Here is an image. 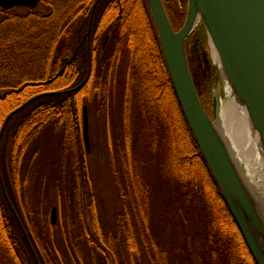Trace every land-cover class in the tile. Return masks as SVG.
<instances>
[{"label":"trees","instance_id":"16d2710c","mask_svg":"<svg viewBox=\"0 0 264 264\" xmlns=\"http://www.w3.org/2000/svg\"><path fill=\"white\" fill-rule=\"evenodd\" d=\"M105 2L101 10L110 7L113 11L104 28L113 26L116 29L113 34L116 33L117 43L111 52L123 56L130 54L133 60V66L128 67L130 73L114 70L110 59H117L119 55L109 54L110 49L105 48L103 55H94L97 49L99 51L97 36L100 32L109 33L108 29L98 30L102 27L98 25L101 19L100 14L96 17L95 13L102 0H47L48 13L30 8L22 14L2 11L0 17V109L3 106L8 109L3 113L0 110V114L2 119L12 113L3 133L15 118L19 119L13 132L10 160L17 190H20V169L28 145L43 128L54 130L60 136L63 206L68 213L64 230L67 255L53 246L55 259L59 256V264H141L143 254L150 264H171L170 249L161 232H155L151 218L153 200L140 171L153 164L154 168H159L163 179H169L168 200L184 225L183 240L172 238L173 245L180 246L179 253H173L175 256L190 264H194L191 261L195 254L201 264H257L186 122L159 44H156L158 55H154L151 40L158 41L146 0ZM146 26L151 30L148 34ZM205 40L206 32L200 30L197 34L191 33L186 44L190 42L203 49ZM140 46L144 48L143 56H149L155 66L160 62L161 71L153 79V86L163 90L175 107L178 131L180 137L185 138L180 148L174 141L177 133L172 121L167 122L160 112L153 113L147 96L149 86L140 78L143 74L149 75L150 69L138 62L141 58L137 56L142 55H134ZM190 73L197 90L191 70ZM118 79L123 84L126 81L131 94L127 108L129 116L120 138L122 145L113 153V161L120 169L118 166L113 169L120 195L128 200L126 205L130 207L126 206L127 213L122 220H116L113 228H106L90 203L91 213L96 214L92 228L83 213L87 193L82 189L86 180L82 171L87 152L81 143L82 108L91 102L111 113L114 85ZM1 92L5 95L1 96ZM199 164L202 173L194 169V165ZM175 165L187 173H179ZM1 175L4 188L8 189L2 168ZM7 193L10 195L8 190ZM14 212L0 183V260L7 264H32L34 261L30 252H22L11 229L15 224L23 244L36 252L37 263L46 264L44 235L52 234L54 225L41 212L35 219L30 213L22 217L26 226L21 221L22 230ZM28 218L31 230L27 229ZM36 241L41 242L43 250H39Z\"/></svg>","mask_w":264,"mask_h":264},{"label":"rangeland","instance_id":"374dc122","mask_svg":"<svg viewBox=\"0 0 264 264\" xmlns=\"http://www.w3.org/2000/svg\"><path fill=\"white\" fill-rule=\"evenodd\" d=\"M169 19L174 26L175 30H179L185 20L187 14V3L188 0H162ZM106 5L105 0H102V3L96 10V17L100 14V22L98 21V25L102 26L98 30H107L111 35V38H108V35L105 33H101L97 36V44L96 46L99 48L94 55H103V50L106 48L110 49L109 54L111 55H119L116 57H112L111 66H114V70L117 68L124 72L130 73V66H133V60L130 57V54H116L113 52V46H115V37L116 33L113 34V30H116L111 27L104 28L108 20L111 19L112 9L108 7L104 11H102V6ZM130 6V4H129ZM125 9V5L123 6ZM30 8L24 6H14L7 10H3L0 7V17H2V11H14L15 13L22 14L27 12ZM32 9V8H31ZM34 10L40 11L42 13H48L50 7L47 3V0H40L38 4L33 8ZM94 9H92L93 12ZM149 11V9H148ZM150 14V11H149ZM127 17V16H126ZM152 25L155 30V35L157 37L158 43L154 39L151 40L152 47L154 51V55L158 52V48L156 44H159L161 49L158 34L150 14ZM99 20V18H97ZM114 23V22H113ZM112 23V25H113ZM104 28V29H103ZM147 34L151 32L148 26L145 27ZM117 30H119L117 28ZM200 30H205V26L202 22L198 23L193 30L192 33H199ZM89 32V31H88ZM112 32V34H111ZM114 35V36H112ZM107 38L106 43L104 44L105 39ZM144 43V42H143ZM142 43V45H144ZM141 48V49H140ZM139 51H136L134 55H142V57H138L140 59L142 66L144 68L150 69L149 75H141L140 78L143 79L144 85H148L147 96L150 102L153 105V113L155 115L160 112L162 116L167 120V122L172 121V126L174 131L177 133L174 139L176 146L182 147L184 137H180V133L178 131L179 125L177 123V113L174 105L172 104L171 98H168L165 95V92L162 90L156 89L153 86V79L160 73L161 66L160 62L157 66L154 65L155 62H151L149 56H143L145 53H142V46H140ZM187 60L190 66V70L192 72L193 78L195 80L197 90L199 93V97L201 103L207 112L208 116L213 119V98L216 92V74L219 75V64L216 63L211 54V43L209 37L206 33V40L204 44V50L196 45L194 46L192 43H187L185 46ZM112 51V52H111ZM162 53V50H161ZM158 55V53H157ZM163 55V54H162ZM99 57V56H98ZM127 65V67H126ZM155 66V67H154ZM129 67V68H128ZM129 69V70H128ZM133 69V68H132ZM154 76V78L152 77ZM220 76V75H219ZM85 80V79H84ZM121 79L115 81L114 85V94L113 101L111 103V113L103 111L99 109L95 103H89L87 109V121H88V137H89V146L88 150L85 145L84 137H83V119H82V128H81V143L83 149H86V166L82 173H85L86 180L83 181L82 189L86 190L87 200L83 204L84 215L86 217L87 222L91 225L94 222V218L96 214L94 212L91 213L89 204L93 203L95 206L99 218L103 225L106 228H113L116 220H122L124 216L126 206L130 207L128 200L126 198H122L120 195V189L118 184L116 183V175L114 173V167L116 165L113 161V153L117 152L118 147L122 145V140L120 141L121 134L123 131V127L125 126V122L128 120L127 108H129V99L131 94V89L128 88V85L125 83H120ZM123 84V85H122ZM131 86V85H130ZM124 89V91H123ZM129 89V91H128ZM219 98L225 100L226 97V86L225 82L220 77L219 81ZM66 90V89H65ZM5 95L4 92H1V96ZM23 103L22 105H24ZM21 105V106H22ZM20 106V107H21ZM83 106V108H84ZM83 108H82V118H83ZM219 109V108H218ZM217 109V114H218ZM1 112H7L6 106L1 107ZM8 114L1 119L0 114V130L3 126L5 118ZM17 117V116H16ZM10 118V117H9ZM9 120V119H8ZM7 120V121H8ZM18 117L14 119L13 122L8 125L6 131H2L0 136V183L3 187V193L7 199V203L9 207L16 211L15 217L17 218L19 224L21 225V229L23 230L25 226V221L22 217H27L28 214H32L33 219H35L39 212L41 215H46L48 221L52 223L51 220V211L52 208L55 207V223L52 234L45 233L44 241L47 243L46 247V264H59V256L58 259H55V252L53 251V246H56L57 249H60L61 254L67 255V249L65 244V235L64 230L67 227V211L65 205L63 206V196H62V186L61 183V173L63 169L61 168V143L60 136L54 130L45 131L44 128L37 135V137L28 145L21 169H20V190H17L15 184L12 180V172H11V153L13 147V132L15 130V125L18 122ZM7 123V122H6ZM5 123V124H6ZM5 128V126H4ZM3 128V130H4ZM51 129V128H50ZM173 130V129H172ZM112 136V141H111ZM119 141V142H118ZM115 159V158H114ZM159 159V157H158ZM245 163H241V167L244 169ZM119 167V166H118ZM240 167V166H239ZM240 167V169H241ZM1 168L4 174V182L7 183L8 189L4 188L3 179L1 175ZM175 168L179 173H187V170L181 169L178 165H175ZM196 168V169H195ZM120 169V167H119ZM194 169L199 173L203 171L200 164L198 166L194 165ZM194 170V171H195ZM141 175L143 176V182L150 190V197L153 200L151 206V218L153 219V226L155 228V232H161L162 238L165 243H167V248L170 249V262L171 264H190L189 261H183V258H178L173 254L175 251L179 253L180 246L173 245L172 238L174 237L179 242H181L184 238V225L183 221L179 217L176 208L174 205H171L168 200L167 195V185H169L167 178H162L161 173L159 172V168H154L153 164L147 169L146 167L140 169ZM190 173H193L190 171ZM196 173V172H194ZM163 182H166L163 183ZM170 182V181H169ZM18 185V184H17ZM210 187V186H209ZM7 190L10 195L7 196ZM206 190V188H205ZM210 190V188H209ZM19 191V192H18ZM211 192V191H210ZM20 197V198H18ZM213 197V196H212ZM180 203L177 202L176 204ZM92 206V204H91ZM92 206V207H93ZM65 207V208H64ZM19 217V218H18ZM21 217V218H20ZM94 217V218H93ZM124 218V217H123ZM32 220V219H31ZM22 221V222H21ZM24 221V222H23ZM23 224H21V223ZM13 223V222H12ZM28 230H31V221L30 218L26 221ZM12 226V231L17 238V242L21 245L20 248L22 252H30L31 256L34 257V263L38 264V258L36 257V252L27 247V245L21 240L20 233L16 226ZM26 228V226H25ZM93 228V227H92ZM153 229V228H152ZM25 238L27 240L28 235L25 230L23 231ZM29 244V241H27ZM39 250H43V245L41 242L36 241ZM180 245V243H179ZM31 247V246H30ZM24 248V249H23ZM203 249V248H201ZM36 261V262H35ZM141 264H150L148 258L146 256L141 255ZM201 264L196 259V254L194 259L192 258V263ZM0 264H7L5 261L0 260ZM69 264V263H67Z\"/></svg>","mask_w":264,"mask_h":264},{"label":"water","instance_id":"95a60500","mask_svg":"<svg viewBox=\"0 0 264 264\" xmlns=\"http://www.w3.org/2000/svg\"><path fill=\"white\" fill-rule=\"evenodd\" d=\"M39 1L0 0V7L5 10L14 6L34 8ZM146 2L186 122L250 254L257 264H264V215L217 125V99L222 77L244 105L264 150V0H188L187 14L179 30L172 25L162 0ZM200 22L204 24L220 60V76L216 74L213 98V119L200 101L185 49L187 38ZM106 41L107 38L104 44ZM11 114L5 118L0 136ZM82 119L88 150L86 106ZM51 214L54 224L55 207Z\"/></svg>","mask_w":264,"mask_h":264},{"label":"bare ground","instance_id":"6f19581e","mask_svg":"<svg viewBox=\"0 0 264 264\" xmlns=\"http://www.w3.org/2000/svg\"><path fill=\"white\" fill-rule=\"evenodd\" d=\"M198 20L199 17L196 21ZM211 54L214 61L220 64L212 44ZM225 86V100L217 99L219 108L217 125L237 164L241 167V163H245L244 169L242 167L240 169L241 174L257 198L259 208L264 215V150L244 105L237 100L227 80Z\"/></svg>","mask_w":264,"mask_h":264},{"label":"flooded vegetation","instance_id":"af4514ba","mask_svg":"<svg viewBox=\"0 0 264 264\" xmlns=\"http://www.w3.org/2000/svg\"><path fill=\"white\" fill-rule=\"evenodd\" d=\"M97 1V0H96ZM110 37V35H108V38Z\"/></svg>","mask_w":264,"mask_h":264}]
</instances>
